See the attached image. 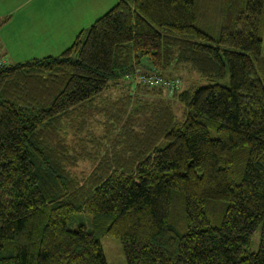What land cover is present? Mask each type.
Instances as JSON below:
<instances>
[{"label":"trees","instance_id":"obj_1","mask_svg":"<svg viewBox=\"0 0 264 264\" xmlns=\"http://www.w3.org/2000/svg\"><path fill=\"white\" fill-rule=\"evenodd\" d=\"M227 2L217 37L194 23L205 0H117L59 55L0 56V264H108L103 236L121 239L127 264H264V0ZM194 71L204 84L139 79ZM110 81L142 115L77 170L70 150L104 125L84 109ZM237 147L249 149L239 181ZM212 199L227 203L219 225Z\"/></svg>","mask_w":264,"mask_h":264},{"label":"rangeland","instance_id":"obj_2","mask_svg":"<svg viewBox=\"0 0 264 264\" xmlns=\"http://www.w3.org/2000/svg\"><path fill=\"white\" fill-rule=\"evenodd\" d=\"M110 5L109 8L103 11L104 14L113 6L114 0H109ZM199 3L203 5L204 0H197ZM228 0H205V5L209 7L212 11L210 14L203 19V21H194L195 25L205 29L212 36L217 37L219 31L221 29V25L225 16L224 9L228 8L229 3ZM117 2V0H116ZM115 4V3H114ZM31 5L33 10H39L43 14L47 13L50 9L54 8L57 12L65 10L68 7L66 1L56 0L51 6L46 4V0H9V2H3L0 0V33L3 35L0 38L1 45L6 44L7 42L14 41V38L9 36L8 33L10 30L11 22L16 21H26L22 17L21 13L16 14L17 11L21 12L26 7ZM10 10L14 11V14L11 16ZM98 16V17H99ZM91 17V19L86 21H77V24H80V27L75 31L74 37L68 38L67 36L63 37V45L64 47L61 51H53L50 53L51 48L58 40L54 43L49 44V51L47 53H39V55H35V57H26L23 59L20 58L21 49L17 43H12V47L6 53L9 55H4L5 61L8 64H14L17 62H25L27 60H32L34 58H43L47 55H59L64 49L70 46L76 37L80 34L82 29L86 28V33L82 35L83 40L87 37L88 31L91 27V24L98 18ZM57 21V19H55ZM20 32L22 33V38L25 40L27 36L24 31L27 26L24 28L21 24L18 26ZM260 36L263 40L262 47V55L264 56V6L260 16V24H259ZM27 41L32 40V37H28ZM21 46V45H20ZM28 47V46H27ZM22 49L24 53L28 56V50L25 45L22 44ZM5 51V47L3 48ZM10 52V53H9ZM21 60V61H20ZM176 76V75H171ZM180 79L183 81V87H187L192 83H197V85L204 84L203 80L197 81V73L194 71L192 73L186 74L180 73ZM178 77V76H177ZM189 77V79H188ZM229 72L225 77L220 79L221 84H229ZM115 81H110V86L102 93L98 94L96 98L91 103L87 104V107L84 111L90 113L99 111V114L96 116L98 121H102L104 125L97 124V122H92L91 130L92 134L87 136V131L82 134L89 141L86 143H80L79 139L77 140V145L70 150V155L77 156L79 161L72 165L71 167H78L77 170L82 169H92L95 166V162L98 161L103 155H105V148L109 147L112 144V140L117 137L120 133H123L125 130L126 120L130 117H136L139 121L141 112L138 109V104L134 101H129L128 95H122L120 93L119 88L114 86ZM131 88H134L132 86ZM101 111V112H100ZM135 112V114H134ZM79 113L70 112L69 119L78 122L79 121ZM134 114V115H133ZM150 114V113H148ZM97 126L100 128L98 129ZM124 126V127H123ZM210 136L212 138L217 137V133L215 129H210ZM249 149L245 148H235L234 149V157H235V176L237 181L241 179L242 174L244 173V168L246 165L247 157H248ZM214 206L217 208L213 209L210 205L208 206V212L210 219L213 224L219 225L221 222V216L226 210L227 203L219 200H210ZM172 222L177 225L181 232H185L187 230V218H186V207H184V199L183 195L179 192L175 193L172 203ZM263 229V225H261L256 233L253 235L251 247L250 249L256 251L259 247V242L261 238V230ZM101 244L103 247V252L106 257L108 264H127L126 254L124 252V247L120 238L112 237V236H103L101 237Z\"/></svg>","mask_w":264,"mask_h":264},{"label":"crops","instance_id":"obj_3","mask_svg":"<svg viewBox=\"0 0 264 264\" xmlns=\"http://www.w3.org/2000/svg\"><path fill=\"white\" fill-rule=\"evenodd\" d=\"M4 3L9 2V0H2ZM56 0H46V4L52 5ZM66 1L68 7L65 10L57 12L56 9L52 8L47 13H42L39 10H33L31 5L26 7L21 12L17 11L16 14L21 13L22 17L26 21H16L11 22L10 30L8 33V37L11 36L14 38V41L7 42L4 45H1L0 56L5 61V55L10 48L12 47V43H17L19 49H21L20 58L23 59L26 57H35V55H39V53H47L49 49V44L54 43L56 40V44H54L51 48V52L53 51H61L64 47L63 45V37L67 36L68 38L74 37L75 31L80 27V24H77V21H86L91 19V17L95 18L103 13L106 9L109 8L110 1L109 0H63ZM116 0H114V3ZM11 16L14 14L13 10L9 11ZM102 15V14H101ZM100 17V16H99ZM98 17V18H99ZM57 19V21H55ZM24 26V33L28 37H32V40L27 41L24 40L21 36L18 26ZM93 24V23H92ZM91 24V25H92ZM86 28L82 29L81 34L86 33ZM3 35L0 33V38ZM22 44L28 50L30 56L24 53L22 49ZM21 45V46H20ZM28 46V47H27ZM5 47V51L3 48ZM65 50V49H64ZM63 50V51H64ZM62 51V52H63ZM10 53V52H9ZM48 56V55H47ZM10 57V55H9ZM21 61V60H20ZM6 62V61H5ZM8 63V62H6Z\"/></svg>","mask_w":264,"mask_h":264},{"label":"built area","instance_id":"obj_4","mask_svg":"<svg viewBox=\"0 0 264 264\" xmlns=\"http://www.w3.org/2000/svg\"><path fill=\"white\" fill-rule=\"evenodd\" d=\"M1 53V51H0ZM5 63H2V65H4ZM1 65V66H2ZM181 80L177 77H168V76H163V75H154L149 77L148 79L143 80V84H149V85H153L156 84L158 82H163L169 85H177Z\"/></svg>","mask_w":264,"mask_h":264},{"label":"bare ground","instance_id":"obj_5","mask_svg":"<svg viewBox=\"0 0 264 264\" xmlns=\"http://www.w3.org/2000/svg\"><path fill=\"white\" fill-rule=\"evenodd\" d=\"M151 76H154L153 74H150V77ZM141 81H142V79H146V77H142V76H140V78H139Z\"/></svg>","mask_w":264,"mask_h":264},{"label":"clouds","instance_id":"obj_6","mask_svg":"<svg viewBox=\"0 0 264 264\" xmlns=\"http://www.w3.org/2000/svg\"><path fill=\"white\" fill-rule=\"evenodd\" d=\"M0 51H1V48H0ZM2 53V52H1ZM149 84H142V86H148Z\"/></svg>","mask_w":264,"mask_h":264}]
</instances>
